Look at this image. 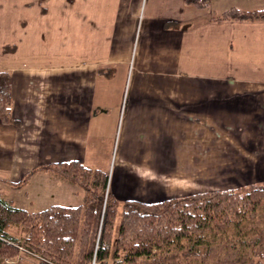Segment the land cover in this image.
I'll use <instances>...</instances> for the list:
<instances>
[{"label":"crops","instance_id":"1","mask_svg":"<svg viewBox=\"0 0 264 264\" xmlns=\"http://www.w3.org/2000/svg\"><path fill=\"white\" fill-rule=\"evenodd\" d=\"M201 2L0 0V34L13 38L0 45V69L14 97V120L0 119V191L31 189L16 207L83 199L82 188L38 168L78 160L104 170L112 143L117 199L130 197L128 183L134 193L144 186L134 167L168 195L152 178H179L219 127L230 136L237 125L264 169V20L215 21L231 8L263 11L264 0Z\"/></svg>","mask_w":264,"mask_h":264},{"label":"trees","instance_id":"2","mask_svg":"<svg viewBox=\"0 0 264 264\" xmlns=\"http://www.w3.org/2000/svg\"><path fill=\"white\" fill-rule=\"evenodd\" d=\"M204 2L186 0L199 7H206ZM263 20L264 10L235 8L215 19ZM12 88L11 74L0 69V119L4 124L14 120ZM38 170L79 186L87 199L78 206L56 205L30 213L0 195V263L16 257L23 247L36 259L52 264H142L144 260L165 264L173 252L183 254L180 264H264V222L249 233L241 231L264 205V184L158 203L125 200L116 238L113 225L120 208L114 199H106L110 174L78 160L43 165ZM30 176L14 185H23ZM137 224L142 231L135 233ZM14 225L21 227L22 241L11 236L9 228Z\"/></svg>","mask_w":264,"mask_h":264},{"label":"rangeland","instance_id":"3","mask_svg":"<svg viewBox=\"0 0 264 264\" xmlns=\"http://www.w3.org/2000/svg\"><path fill=\"white\" fill-rule=\"evenodd\" d=\"M7 4V3H6ZM0 7H2L0 5ZM13 38H11V34L8 32H3V34H0V45H3L5 42H12ZM227 127H225L226 129ZM237 125L229 126L230 136H227V131H221L222 128H216L215 129V139L214 142L211 144L208 142V139L200 138V145L199 148L203 149L201 150V160L197 162H190L185 163L186 164V170L185 172H182L184 174L179 173V178H170L166 179L162 176H159V178H155V176L152 178V183L157 185H164L167 186L168 191L170 192L165 197H162L163 195L157 194L155 195V192L152 191V189L147 188V178H150L152 175H147L146 169L144 167H134L135 170L139 171V174H141L140 178H142L144 181L142 187L138 189L137 193L133 192V182L128 183L129 184V192H125L130 197H125L124 199H117L114 194L111 191V186L107 189L106 193V199L109 198L111 201L114 199L117 206L120 208L119 213L116 216L114 227H115V236L117 238L118 230L120 228V224L122 222L123 218V206L125 200H138L143 203H158L160 201H167L169 199H175L180 200V198H187L191 197V195L199 194V193H212L214 191H225V190H237L238 188H248V186H259L264 184V169H259L260 165L256 162L257 156L251 155L250 152H255L254 147L251 149L245 150V142L240 140V136L238 134V131L236 130ZM249 140V139H248ZM250 143V141H248ZM252 144H255V140L251 141ZM111 150L107 157L104 158L102 163L104 166V170L108 174H110V180L114 169V163H115V156L113 155L114 152V145L111 144ZM206 148H210V152H207L205 150ZM245 150V151H244ZM250 154H247V152ZM245 154V155H244ZM247 154V155H246ZM99 162V161H98ZM248 163H251L253 165H248ZM96 164L98 163H92V165H88L92 167L93 169ZM86 165V164H85ZM250 168V169H249ZM133 169V170H134ZM178 185V183H180ZM1 183V182H0ZM127 184V185H128ZM12 186H16L14 184H11ZM4 191H0V195L2 198H4L8 202H14L15 204L22 205V202L24 200L28 201L29 198L26 197V193L31 192L30 188L20 190H14L10 186L6 185V187H3ZM81 190V189H80ZM82 193V192H81ZM79 193L74 197V201L72 205L68 206H78L79 204H84L85 199H87V194H85V191L83 192L84 197L82 199V194ZM12 202V204H13ZM35 202L39 203V199ZM27 205L26 203H24ZM14 205V204H13ZM32 208V207H31ZM34 209L38 211H43L44 208L38 207L37 204L33 206ZM32 208V209H33ZM260 210L257 212V215L255 219H253L252 223H249V225L241 226V231L243 233L247 232L249 233L250 230L258 229L261 224L264 222V205L260 206ZM31 213V212H30ZM84 216V213L82 215V218ZM84 223L80 225L81 229H84ZM101 229V228H100ZM11 236H14L15 238L20 239L21 241L25 237L21 230V227L19 226H11L9 228ZM141 226L140 224H137V227L135 229V233L141 232ZM235 233H231L230 235H233ZM182 244L186 247H189L188 242L182 241ZM222 249V248H221ZM221 249L219 252H221ZM223 250V249H222ZM202 252H205L202 249ZM185 253V252H184ZM36 255V254H35ZM37 256L31 255L30 253H27L25 248H21L20 251H18V255L16 257H13V259H5L2 260L0 264H36L37 263ZM172 260H168L164 262L165 264H180V262L183 261V254L180 255L179 252H173L171 255ZM153 261H143L142 264H152Z\"/></svg>","mask_w":264,"mask_h":264},{"label":"built area","instance_id":"4","mask_svg":"<svg viewBox=\"0 0 264 264\" xmlns=\"http://www.w3.org/2000/svg\"><path fill=\"white\" fill-rule=\"evenodd\" d=\"M37 264H52V263H50L48 261L46 262L45 260L40 259Z\"/></svg>","mask_w":264,"mask_h":264}]
</instances>
